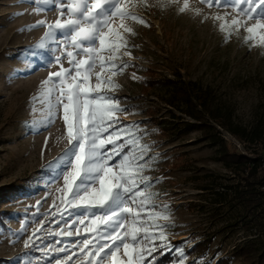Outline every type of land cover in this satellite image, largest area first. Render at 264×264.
Segmentation results:
<instances>
[{"label":"rangeland","instance_id":"obj_1","mask_svg":"<svg viewBox=\"0 0 264 264\" xmlns=\"http://www.w3.org/2000/svg\"><path fill=\"white\" fill-rule=\"evenodd\" d=\"M123 3L144 23L113 17L111 32L103 29L105 50L100 51L97 40L96 63L90 72L82 66L81 75H89L87 86L92 89L99 83L100 94L111 97L110 103L120 109L112 114L116 122L101 138L107 142L110 133L123 129L112 139L117 144L135 140L125 151L134 147L135 155L142 156L137 163L143 165L140 175L148 178L146 192L152 198L137 221L147 232L141 228L134 246L130 237L126 240L129 251L134 247V257L141 253L136 264H153L158 253L171 257L165 264H214L252 233L235 225L241 212L214 202L215 191L233 181L231 173L215 160L216 146L198 130L166 134L157 121L169 118L168 108L158 96L160 91L149 89L144 81L179 72L186 80L211 85L232 105L235 120L251 125L264 111V43L259 37L245 42L246 29L256 25L257 19L243 14L249 8L247 0H219L212 6L202 0ZM258 3L255 0L253 7ZM58 19H68L67 0H0V264H91L95 254L90 214L96 210L69 207L59 175L65 162L57 158L69 148L63 109L53 107L49 115L47 106L34 100L50 73L60 71L61 65L71 67L66 52L77 51L61 31L46 35L48 25ZM233 20L240 24L232 26ZM222 24L227 25L224 31ZM42 42L44 46L37 47ZM82 59L87 57L75 56L76 61ZM112 65L128 67L117 72ZM222 134L230 148L248 152L232 135ZM106 147L112 145L106 143ZM129 206L139 210L131 201ZM132 219L125 214V227L118 234L130 230ZM145 235L150 239H143ZM208 237L207 252H191L197 241ZM85 239L90 241L87 248L82 243ZM105 242L112 243L101 241ZM114 260L127 264L123 247L104 264ZM232 262L238 263L239 258Z\"/></svg>","mask_w":264,"mask_h":264},{"label":"snow or ice","instance_id":"obj_2","mask_svg":"<svg viewBox=\"0 0 264 264\" xmlns=\"http://www.w3.org/2000/svg\"><path fill=\"white\" fill-rule=\"evenodd\" d=\"M202 2L212 6L218 4L219 0H202ZM247 2L249 8L244 9L243 14L257 19V24L246 29L249 35L245 37V42L259 37L260 42L264 43V32L259 31L264 29V24L260 23L264 20V10H262L264 0H259L256 7H253L255 0H247ZM181 11H184V8H181ZM67 12L68 19L64 22L58 19L54 24H49V32L46 35H51L53 30L61 31L69 41V46L77 51L75 53L66 52L71 67L64 69L61 65L60 71L50 73L48 78L42 81V90L37 97H34V100L45 104L49 115L53 107L63 109L69 148L57 158L65 162V168L59 175L63 176L64 188L67 190L68 197L66 203L69 207L76 210L84 209L85 212L89 209L96 210L90 214L91 223L94 225L92 231L95 233L96 240L95 254L91 264H104V260L108 257L115 258L120 247L125 249V255L128 256L127 264H136L137 258H142L141 253H136L134 257L132 252L135 249L133 247L132 251H129L130 245L126 240L130 237L132 246H134L139 242L137 233L141 228L147 232V227L144 224L138 225L137 221L141 211L152 198V194L146 192L149 186L148 178L140 175L143 165L137 163L142 156L135 155L134 147L125 151L130 144L133 146L136 144L135 140L126 139L117 144L112 139V136L119 137L123 129L110 133L107 142L101 138L102 133L116 122L112 114L120 109L110 103L111 97L100 94L99 83L95 89L87 86L89 75L82 76L81 67L84 66L85 72H90L95 65L97 40L101 46L100 51L105 50L103 29L109 28L111 32L110 22L113 17L144 22L128 12L123 0H94L91 3L89 0H67ZM217 19L220 18L217 17ZM38 24L43 25L45 21H39ZM239 24V20L232 21V26ZM226 26L222 24L221 30L224 31ZM127 31L131 32V29ZM43 46V42L37 45V47ZM108 50L114 51V48L110 47ZM81 54L87 59L76 61L75 56ZM126 54L130 55V53ZM55 59L59 63L60 57ZM100 61L103 68L105 66L104 57L101 56ZM112 67L117 72H122L123 68L128 65H112ZM73 70L76 73L75 76L72 75ZM97 79H100L99 75ZM106 83L116 87L112 85L111 80ZM93 92L96 95H93ZM53 98L55 99L54 104ZM99 101L105 103H98ZM106 143L111 144L112 148L108 149ZM68 168H71V171H67ZM114 168L117 171H113ZM65 171H67L66 175ZM97 183L99 184L98 189L95 187ZM141 184L145 185V188H141ZM138 197L139 200H137ZM129 201L137 204L139 210L130 207ZM125 214L133 217L132 224L130 230L120 235L118 234L120 229L125 227ZM149 218L154 217L150 215ZM153 227L160 226L153 225ZM143 239H150V237L145 235ZM101 241H112V243H101ZM82 243L87 248L90 241L85 239ZM95 257H100V259L97 261ZM114 264H119V262L114 260Z\"/></svg>","mask_w":264,"mask_h":264},{"label":"trees","instance_id":"obj_3","mask_svg":"<svg viewBox=\"0 0 264 264\" xmlns=\"http://www.w3.org/2000/svg\"><path fill=\"white\" fill-rule=\"evenodd\" d=\"M144 83L149 89L160 91L158 96L168 108L169 118L157 121L166 134L183 135L198 130L202 138L216 146L215 160L231 173L233 181L222 185L221 191H215L214 202L241 212L234 220L235 225L240 224L252 233L234 246L230 255L218 257L214 264H264V111L251 125L239 123L232 105L223 100L214 87L198 80H186L179 72ZM222 131L241 142L248 152L230 148ZM206 240L197 241L191 252H207L211 238ZM235 257L239 258L238 263L232 262ZM170 260L167 253H158L153 264Z\"/></svg>","mask_w":264,"mask_h":264}]
</instances>
